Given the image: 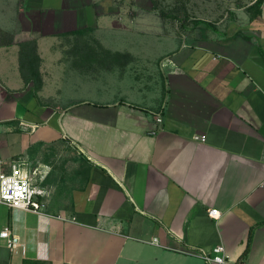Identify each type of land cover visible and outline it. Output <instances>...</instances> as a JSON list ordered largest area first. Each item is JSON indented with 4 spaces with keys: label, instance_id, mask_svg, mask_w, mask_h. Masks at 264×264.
<instances>
[{
    "label": "crops",
    "instance_id": "obj_1",
    "mask_svg": "<svg viewBox=\"0 0 264 264\" xmlns=\"http://www.w3.org/2000/svg\"><path fill=\"white\" fill-rule=\"evenodd\" d=\"M210 28L184 39L152 0H0V171L48 190L42 212L0 203V264H207L218 244L210 264H264V3Z\"/></svg>",
    "mask_w": 264,
    "mask_h": 264
},
{
    "label": "rangeland",
    "instance_id": "obj_2",
    "mask_svg": "<svg viewBox=\"0 0 264 264\" xmlns=\"http://www.w3.org/2000/svg\"><path fill=\"white\" fill-rule=\"evenodd\" d=\"M256 0H152L155 10L171 14L164 17L179 35L186 39L193 30L209 31L212 27L226 30L231 25L246 22ZM200 20V22H199ZM209 22L207 26L204 22ZM2 40L5 39L1 35ZM75 37L63 39V43L76 41ZM163 45H166L163 43ZM161 44L154 49L161 51Z\"/></svg>",
    "mask_w": 264,
    "mask_h": 264
},
{
    "label": "built area",
    "instance_id": "obj_3",
    "mask_svg": "<svg viewBox=\"0 0 264 264\" xmlns=\"http://www.w3.org/2000/svg\"><path fill=\"white\" fill-rule=\"evenodd\" d=\"M161 120V117H157L158 122ZM44 177L45 173L38 167L27 170L18 161H13L9 168L0 171V203L13 208L42 212L46 208L48 195L46 187L41 185ZM208 214L212 218H219L221 212L216 208H210ZM0 235L7 239L10 248L16 246V241L11 237L9 230L2 231ZM156 240L154 238L153 242ZM197 254L207 263L226 261L225 247L222 244L214 246L211 251L201 249Z\"/></svg>",
    "mask_w": 264,
    "mask_h": 264
},
{
    "label": "trees",
    "instance_id": "obj_4",
    "mask_svg": "<svg viewBox=\"0 0 264 264\" xmlns=\"http://www.w3.org/2000/svg\"><path fill=\"white\" fill-rule=\"evenodd\" d=\"M264 0H256L254 6L250 12V19L253 20L256 16L262 12V5ZM157 8L156 6L154 9ZM161 16L164 18L171 14L159 11ZM200 22V20H199ZM207 26H211L209 22H204ZM0 33L5 37V42L11 44L14 41V36L10 32ZM19 46V60H20V71L26 83L32 82L35 90L42 86V75L40 72L41 57L38 53L37 40L30 39L21 41L18 43ZM119 54V53H117ZM122 55V53H120ZM119 54V55H120ZM23 264H51L50 262L42 259H24ZM210 264V263H207Z\"/></svg>",
    "mask_w": 264,
    "mask_h": 264
}]
</instances>
